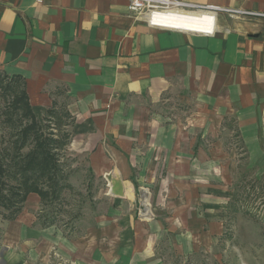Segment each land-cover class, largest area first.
<instances>
[{
  "label": "crops",
  "instance_id": "obj_1",
  "mask_svg": "<svg viewBox=\"0 0 264 264\" xmlns=\"http://www.w3.org/2000/svg\"><path fill=\"white\" fill-rule=\"evenodd\" d=\"M177 1L264 15V0ZM129 4L0 0V75L24 82L35 115L63 103L72 152L120 208L58 248L71 264H222L233 142L262 155L264 18L218 13L203 36L151 28ZM34 222L0 221V264H49Z\"/></svg>",
  "mask_w": 264,
  "mask_h": 264
},
{
  "label": "rangeland",
  "instance_id": "obj_2",
  "mask_svg": "<svg viewBox=\"0 0 264 264\" xmlns=\"http://www.w3.org/2000/svg\"><path fill=\"white\" fill-rule=\"evenodd\" d=\"M12 100V95H4L0 86V155H5L7 151L14 152L13 142L19 129L29 124L20 118L21 113L15 114L11 110ZM62 104L56 103L54 108L49 109V113L40 116L33 113L34 121L45 137L62 141L66 133L69 135L64 148L56 150L63 174L61 193L44 204H40L37 195L29 194L16 216L22 220L33 216V226L46 230L48 242L52 244L46 253L49 264H71L70 257L61 254L59 241L62 242L61 247L69 245L72 241L79 242V245L85 244L83 242L88 238L87 230L102 227V216L120 209L116 204L112 205L105 200L103 193L106 188L85 168L81 157L72 152L70 145L73 123ZM175 109L181 110L176 107ZM261 142L260 156L249 155L239 139L234 140L232 145L235 157L231 160L232 167L229 172L230 196L223 212L224 232L217 240V252L222 264H264L263 137ZM29 149L30 146L24 148L21 153H26ZM6 181L8 187L16 185V181L10 176ZM137 195L139 202L134 211L144 218L145 208L140 210L139 206L142 205V197L139 192ZM12 211V208L5 210L0 207V221L8 222L5 218L9 217ZM39 224L49 227L41 228ZM84 252L85 255L88 254ZM97 261L100 264H103V261L107 263L106 253H98ZM212 261L198 258L192 264H213Z\"/></svg>",
  "mask_w": 264,
  "mask_h": 264
},
{
  "label": "trees",
  "instance_id": "obj_3",
  "mask_svg": "<svg viewBox=\"0 0 264 264\" xmlns=\"http://www.w3.org/2000/svg\"><path fill=\"white\" fill-rule=\"evenodd\" d=\"M0 86L4 95H12L11 110L15 114L21 113L20 118L29 122L19 129L13 142L14 152L7 151L5 155H0V207L5 210L13 209L11 215L5 218L12 221L16 219L29 194L37 195L40 204L60 195L63 174L56 150L64 148L69 135L66 133L61 141L49 139L41 133L34 121L24 82L19 77L9 78L0 75ZM55 105L52 103L51 109ZM70 119L73 123L71 117ZM29 146L30 149L26 153H21ZM9 176L16 181L13 187L7 186L6 179ZM39 225L41 228L49 227Z\"/></svg>",
  "mask_w": 264,
  "mask_h": 264
},
{
  "label": "built area",
  "instance_id": "obj_4",
  "mask_svg": "<svg viewBox=\"0 0 264 264\" xmlns=\"http://www.w3.org/2000/svg\"><path fill=\"white\" fill-rule=\"evenodd\" d=\"M129 10L130 12L141 15L146 19V23L151 28L164 29L171 31H179L188 34H199L203 36H212L215 31L216 26V16L218 13H225L230 18L239 17H263L264 15L259 14H249L240 11L220 9L214 6H199L192 5L189 3H184L177 0H129ZM36 4H43V0H35ZM196 14H211L213 17V22L210 30L206 33H195L186 32L181 30H176L172 28L162 27L158 22L164 18H171L176 16H187ZM262 137L264 140V123H262Z\"/></svg>",
  "mask_w": 264,
  "mask_h": 264
},
{
  "label": "bare ground",
  "instance_id": "obj_5",
  "mask_svg": "<svg viewBox=\"0 0 264 264\" xmlns=\"http://www.w3.org/2000/svg\"><path fill=\"white\" fill-rule=\"evenodd\" d=\"M158 22L162 27L166 28H172L186 32L206 33L210 30L213 17L211 14H196L164 18ZM144 202L148 207L147 200H144Z\"/></svg>",
  "mask_w": 264,
  "mask_h": 264
}]
</instances>
